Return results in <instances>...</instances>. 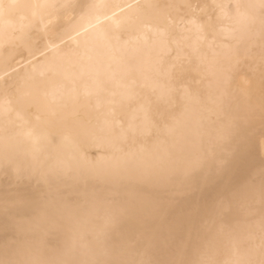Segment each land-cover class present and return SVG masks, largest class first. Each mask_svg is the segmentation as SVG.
<instances>
[{
    "label": "bare ground",
    "instance_id": "obj_1",
    "mask_svg": "<svg viewBox=\"0 0 264 264\" xmlns=\"http://www.w3.org/2000/svg\"><path fill=\"white\" fill-rule=\"evenodd\" d=\"M0 3L19 5L0 14V259L223 262L250 233L258 251L262 0Z\"/></svg>",
    "mask_w": 264,
    "mask_h": 264
},
{
    "label": "snow or ice",
    "instance_id": "obj_2",
    "mask_svg": "<svg viewBox=\"0 0 264 264\" xmlns=\"http://www.w3.org/2000/svg\"><path fill=\"white\" fill-rule=\"evenodd\" d=\"M5 7L7 8H15L19 7V5L16 4H9V5H4L3 3H0V14H3ZM147 7L153 8V7H160V6H154V5H148ZM164 7H171V6H164ZM184 7L189 8L192 10L193 14L187 19L186 23L190 26L188 31L194 30L195 33L197 34V40L200 42V45L202 46L203 41H205L206 36L203 35L204 32V26L200 21V17H198L195 13L198 8H203L206 6H197V5H184ZM217 8L224 9L225 5H216ZM236 9L235 15L237 17L240 16H246V13H243L240 11L241 7H247V6H241V5H235L234 6ZM261 8L264 9V0H262ZM222 14L227 17L229 15L228 12H222ZM262 35V40H264V33ZM187 39V37H185ZM209 48L211 49V45H209ZM173 49L169 48L168 49V54L171 55V52ZM177 52V57L176 59H179V53L181 51L179 44L177 45V48L175 49ZM203 57L206 60H209L210 63H219L220 62V54L217 53L215 50H210V51H205L203 52ZM175 65H173V68ZM8 112H11L12 109L11 107L8 108ZM139 113L136 109H132L130 113L128 114V126L129 128H132L134 126V122L139 119ZM146 118V114H145ZM262 147H264V141L261 142ZM262 177H264V172L261 173ZM244 200L246 201H251L254 199V194L252 193L251 190H248L244 193L239 194ZM261 201L262 204H264V183H262L261 186ZM228 206H231V202L228 203ZM249 206H251L249 204ZM221 209L225 207V204L222 202L220 205ZM250 223H254L253 220H250ZM223 229H220V232H223ZM259 231H260V245L259 249L257 251V248L255 244L252 242L254 240L253 234H249L248 237V244H247V249L246 251L241 254V249L239 242L237 239L231 235L225 236L223 239H226L228 242H230L233 245V253L236 255L238 258L236 259H229L225 260L223 262H214V261H207V260H197L193 261L192 264H264V208H262L261 211V216L259 219ZM223 239L220 240V242H223ZM0 264H63V262L59 261H31V260H3L0 259ZM87 264H92V262H87ZM95 264H100V262H95ZM118 264H137V262H118ZM138 264H150V262H144L140 261Z\"/></svg>",
    "mask_w": 264,
    "mask_h": 264
}]
</instances>
